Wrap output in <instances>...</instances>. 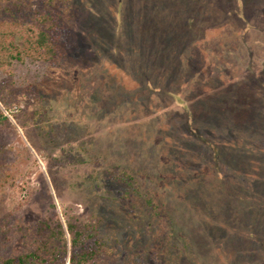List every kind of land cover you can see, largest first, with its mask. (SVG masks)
I'll use <instances>...</instances> for the list:
<instances>
[{
  "label": "rangeland",
  "instance_id": "1",
  "mask_svg": "<svg viewBox=\"0 0 264 264\" xmlns=\"http://www.w3.org/2000/svg\"><path fill=\"white\" fill-rule=\"evenodd\" d=\"M229 1L59 0L65 58L0 70L1 255L53 202L87 264H264V0Z\"/></svg>",
  "mask_w": 264,
  "mask_h": 264
},
{
  "label": "trees",
  "instance_id": "2",
  "mask_svg": "<svg viewBox=\"0 0 264 264\" xmlns=\"http://www.w3.org/2000/svg\"><path fill=\"white\" fill-rule=\"evenodd\" d=\"M61 7L59 0L37 6H32L30 0H0L1 71L11 74L10 68L15 61L31 59L55 63L65 58L67 32ZM27 90L23 89V95ZM2 100L5 107L11 101L17 102L14 97L7 101L2 97ZM31 101L34 99L24 98V106L28 108ZM42 111L34 109V118L37 114L42 115ZM15 117H18L17 113ZM7 120L0 111V121ZM123 175L118 173L115 179L124 180ZM97 224L96 221L81 223L66 214L63 224L52 202L42 217L15 223L21 231L18 237L24 246L16 254H0V264H66V260L68 264H87L104 247V242L97 236Z\"/></svg>",
  "mask_w": 264,
  "mask_h": 264
},
{
  "label": "crops",
  "instance_id": "3",
  "mask_svg": "<svg viewBox=\"0 0 264 264\" xmlns=\"http://www.w3.org/2000/svg\"><path fill=\"white\" fill-rule=\"evenodd\" d=\"M226 1H228V0H226ZM231 1H233V3L232 4H234L235 5V7H238L239 6V0H231ZM231 1H229V2H231ZM245 1H250V0H241L240 2H243V4L245 3ZM246 5V4H245ZM245 5L243 6V7H245Z\"/></svg>",
  "mask_w": 264,
  "mask_h": 264
}]
</instances>
